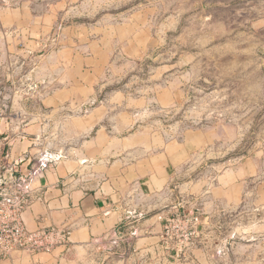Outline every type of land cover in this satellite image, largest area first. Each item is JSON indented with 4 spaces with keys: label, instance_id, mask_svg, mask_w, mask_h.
I'll list each match as a JSON object with an SVG mask.
<instances>
[{
    "label": "rangeland",
    "instance_id": "rangeland-1",
    "mask_svg": "<svg viewBox=\"0 0 264 264\" xmlns=\"http://www.w3.org/2000/svg\"><path fill=\"white\" fill-rule=\"evenodd\" d=\"M0 120L42 162L101 135L159 177L150 264H264V0H0ZM98 246L83 264L130 255Z\"/></svg>",
    "mask_w": 264,
    "mask_h": 264
},
{
    "label": "crops",
    "instance_id": "crops-1",
    "mask_svg": "<svg viewBox=\"0 0 264 264\" xmlns=\"http://www.w3.org/2000/svg\"><path fill=\"white\" fill-rule=\"evenodd\" d=\"M7 126L0 120V185L7 168L23 175L36 169L24 223L29 230L62 228L69 237L65 246L49 254L16 252L0 264H83L89 254L99 252L98 243L107 240L115 243L116 251L130 253L124 261H110L112 264H150V258L160 251L157 238L161 224L156 219L167 214L148 213L142 197L148 196L146 182L154 191L160 190L156 188L159 177L157 182L151 176L144 178L139 165L130 168L125 162L117 169L116 164H110L112 156L107 158L101 135L75 150L73 156L64 147L59 159L52 153L56 160L43 164L42 153L35 146L39 135L14 134ZM122 238L131 241L130 249H125ZM197 255L200 252L192 249L191 256L196 259Z\"/></svg>",
    "mask_w": 264,
    "mask_h": 264
},
{
    "label": "built area",
    "instance_id": "built-area-1",
    "mask_svg": "<svg viewBox=\"0 0 264 264\" xmlns=\"http://www.w3.org/2000/svg\"><path fill=\"white\" fill-rule=\"evenodd\" d=\"M47 161L44 160L43 164ZM3 172L5 176L1 178L0 185V261L8 260L16 252L29 255L49 254L56 248L65 246L69 237L66 230L57 227L29 230L24 223L23 213L30 205L31 182L37 170L31 169L26 175L18 174L13 168H7ZM186 222L192 223L193 227L199 223V217L192 215ZM171 223L173 221L168 225ZM165 230V238L161 236V239L166 245L171 237L167 238V227ZM192 234V232L185 234L186 245L177 250V257L178 253L184 256V252L188 249L189 236Z\"/></svg>",
    "mask_w": 264,
    "mask_h": 264
}]
</instances>
